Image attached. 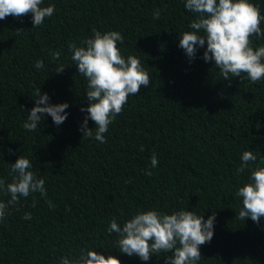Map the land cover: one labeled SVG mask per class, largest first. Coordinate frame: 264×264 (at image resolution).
<instances>
[{
  "label": "trees",
  "instance_id": "1",
  "mask_svg": "<svg viewBox=\"0 0 264 264\" xmlns=\"http://www.w3.org/2000/svg\"><path fill=\"white\" fill-rule=\"evenodd\" d=\"M250 2L264 15V0ZM49 4L56 11L42 26L32 27L30 13L0 20V178L11 182L10 163L20 155L30 159L52 204L37 193L9 208L0 223V264H60L61 256H78L83 248L121 264H165L170 252L141 261L121 253L118 235L107 232L112 218L122 227L149 209H185L205 220L215 213L213 238L200 246L197 264H264V218L259 225L238 219L242 199L236 195L250 176L248 169L236 173L243 151L257 155L253 168L264 166V79L253 84L243 73L223 79L214 62L202 58L206 44L190 62L178 46L195 19L184 0H43L41 6ZM93 28L119 31L121 54L139 58L150 76L149 86L130 95L109 125L106 143L79 131L87 80L68 48L70 42L82 46ZM251 39L253 48L264 45V37ZM50 50L60 59L53 62ZM37 59L43 70L34 67ZM61 64L65 69L55 73ZM38 87L50 103H68V115L57 126L45 114L29 132L22 125ZM87 126L95 131L90 119ZM153 152L158 165L147 176ZM9 198L0 193V201ZM25 212L32 219L24 220Z\"/></svg>",
  "mask_w": 264,
  "mask_h": 264
},
{
  "label": "clouds",
  "instance_id": "2",
  "mask_svg": "<svg viewBox=\"0 0 264 264\" xmlns=\"http://www.w3.org/2000/svg\"><path fill=\"white\" fill-rule=\"evenodd\" d=\"M43 0H0V20L8 16L21 18L31 14L32 27L42 26L46 18L56 11L54 4L41 6ZM184 8L195 14L189 28L179 35L178 46L182 48L191 62L195 58L197 47L206 48L203 52L205 62L213 61L223 79L241 77L242 73L256 84L264 79V45L253 48L252 37H264L260 8L250 0H184ZM161 9L153 12V19H160ZM17 34L24 30L16 29ZM92 35L81 40L78 46L74 42L68 44L71 60L77 72L87 80V107L81 112L87 113L80 125L79 131L87 139L94 138L100 143H106L105 133L109 130L117 116L127 104L129 96L138 95L141 87H148L150 76L144 69L139 58L134 55L124 57L118 44L124 43V37L119 31L101 32L93 28ZM203 33V35L201 34ZM53 62L60 59L59 51H51ZM37 70H43V60L34 62ZM65 69L59 65L55 73ZM34 106L28 112L27 120L22 127L29 132H35L45 114L51 117L57 126L62 124L68 113L69 104L49 102L47 93L40 88L34 90ZM89 119L95 125L88 128ZM143 150V149H141ZM11 151V150H9ZM241 163L236 169L242 174L250 171L248 182L239 187L236 195L242 199V207L238 219L246 218L259 225L264 218V166L252 167L257 162V155L245 150L240 156ZM264 164V160L260 161ZM158 158L155 152L150 157V168L144 174L151 176V168H156ZM33 163L20 155L14 163H10L9 175L11 182L0 178V193L10 197L6 202L0 201V223L10 215L9 208L15 207L21 198L39 194L47 200L45 180L37 178L31 171ZM130 182V181H126ZM37 201L33 199L32 207ZM24 220L32 219L30 212H25ZM215 213L206 220L194 211L181 209L171 214L161 213L155 209L140 211L123 223L116 218L109 222L107 232L118 235L116 245L119 251L129 257H139L148 261L154 254L171 253L164 256L165 264H197L201 259L200 246L210 243L214 235ZM60 264H121L112 255H104L83 248L78 256H61Z\"/></svg>",
  "mask_w": 264,
  "mask_h": 264
}]
</instances>
